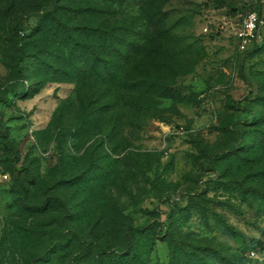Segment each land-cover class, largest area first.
Instances as JSON below:
<instances>
[{"label":"rangeland","instance_id":"rangeland-1","mask_svg":"<svg viewBox=\"0 0 264 264\" xmlns=\"http://www.w3.org/2000/svg\"><path fill=\"white\" fill-rule=\"evenodd\" d=\"M11 2L0 0V264H88L119 246L125 264H264V24L243 49L233 36L240 13L264 19V0H153L162 51L139 64L170 91L113 142L107 124L84 132L105 98L74 78L56 38L80 19L70 1ZM128 152L104 184L103 161Z\"/></svg>","mask_w":264,"mask_h":264},{"label":"trees","instance_id":"trees-1","mask_svg":"<svg viewBox=\"0 0 264 264\" xmlns=\"http://www.w3.org/2000/svg\"><path fill=\"white\" fill-rule=\"evenodd\" d=\"M5 1L8 6L12 4L11 0ZM69 1L70 4L62 8L70 9L80 19L73 23L63 24L56 38L60 39L69 48V62L72 64L74 78H77L80 82L102 87L100 98H105L90 111L89 115L93 123H86L88 126L84 129V132L91 131L94 126L101 129L104 124H107V129L110 131V140L113 142L119 134L122 135L124 126L134 124L135 115L151 109L152 99L165 97L170 91V82L168 83L167 79L164 78V81H162L149 77L146 74L148 69L145 65L141 66L139 64L143 54L152 50V53L162 51L159 44H157V32L159 31L157 21L161 14L160 10L157 9L160 8L153 0H141L139 7L142 9L141 14L136 16L131 13L129 8L134 0ZM47 12L44 10L38 18L39 33L42 34H44L43 32L47 27H43V24L40 25V22L41 19L43 21V17ZM62 21H65V16L62 17ZM139 26H145L147 30L148 40L143 44H139V38L136 37L140 34ZM48 27L54 26L48 24ZM154 35L156 38L152 39ZM22 57L23 53L20 52L16 67L23 77L24 73L21 70ZM61 59H65L63 55ZM161 67H165V70L168 71L172 66L169 61H165ZM68 69H65V72L69 73ZM142 72L146 76H140L143 74ZM174 75L176 76L178 73H173ZM24 90L25 87L22 85L19 94H22ZM257 118L255 115L251 121L253 122ZM122 141L124 140L122 139ZM119 143H121V140L117 142V144ZM128 157L129 152L121 159L115 157L113 161L108 163L103 161V169L106 171L105 182L100 181L104 179L97 176L93 183L94 186L101 184V182L106 185L113 184V182L111 183L113 177L108 181L109 183L107 180L112 174L117 173L118 163L126 161ZM257 193L260 198H264L263 190L258 189ZM100 222H102L101 217L97 220V224ZM99 252L104 256L99 261L93 260L88 264H100L102 261L106 264H117L116 261H118V264H125L127 256L130 253L133 254L126 247L120 246L112 249L104 247ZM217 256L220 257L219 254ZM133 258H135L134 255ZM221 259L228 262L227 257L221 256ZM130 264L142 263L132 260Z\"/></svg>","mask_w":264,"mask_h":264},{"label":"built area","instance_id":"built-area-1","mask_svg":"<svg viewBox=\"0 0 264 264\" xmlns=\"http://www.w3.org/2000/svg\"><path fill=\"white\" fill-rule=\"evenodd\" d=\"M249 0H246L248 2ZM263 1V0H259ZM264 24V19L256 11L248 10L238 15L233 36L236 44L243 49L257 34L258 27ZM5 177V175H4Z\"/></svg>","mask_w":264,"mask_h":264}]
</instances>
